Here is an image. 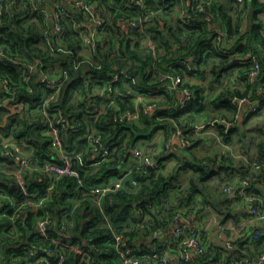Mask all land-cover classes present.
<instances>
[{"label": "trees", "instance_id": "16d2710c", "mask_svg": "<svg viewBox=\"0 0 264 264\" xmlns=\"http://www.w3.org/2000/svg\"><path fill=\"white\" fill-rule=\"evenodd\" d=\"M39 1L17 0L11 14L3 15L0 25V46L4 47L7 55L5 59H0V73L9 79L11 86V90H4L0 85V121L9 112L5 105L9 97L13 96L14 99L28 103V108L22 113L9 117L7 124L0 127V133H13L18 141L28 144L26 149L32 154V165L24 172L27 185L30 190L40 188L37 199L44 197L47 207L34 212L26 201L21 204L24 205L22 215L13 224L16 209L25 196L15 176L11 174L7 177L2 173L4 180H0V264H24L27 250L34 246L47 249L42 252L51 260L63 253L67 264H118L120 253L116 246V235L132 241L130 247L137 254H147L150 249L146 240L156 231L172 227L176 223L177 214H198L207 207L211 211L204 216H215L220 227L231 236L232 230L225 225L227 226L230 219L238 221L237 216L242 212L232 210L233 199L225 193L223 184L218 189L210 184V179L220 171L214 164L210 167L208 157L187 161L184 154L189 147H183L180 154L170 156V153L163 151L156 155L160 167L148 168L140 164L139 160H134L132 152L140 141L145 143L151 140L160 129L164 130V143L179 128L188 136L190 120L199 114L210 113L215 118L229 120L228 115H235L238 109L231 99L232 96L257 94L258 85L264 83V60L262 59L260 75L251 82L248 79L251 63H242V60L240 62L233 55L237 50L245 55L249 49H253L261 56L257 43H261L264 48L259 19L264 3L261 0H246L244 3H234L228 11L222 0H199L205 10H194L193 6L197 2L192 3L193 0H146L144 5L126 4L123 0H85L94 5L104 23L100 26L101 36L96 42L92 58L91 51L86 53L81 34L75 26L76 21L81 23V28L89 26L91 20L86 25L82 22L86 19L85 12L68 3L67 9L71 16L67 19L59 39V34L45 24L38 11L21 17L27 7ZM181 8L187 9L190 15L187 21L180 17ZM157 9H161V12L156 18L147 21L143 29L133 30L120 24L124 20L138 18ZM207 11L218 15L213 23L205 19ZM218 23L226 26L228 39L237 36L242 44L237 42L231 45V42H223L217 45L213 38L218 30ZM243 38L246 40L242 41ZM148 40L154 41L155 50L146 43ZM60 44L70 47L73 52L55 50ZM84 51L82 56L78 55ZM83 56L89 61L93 59L99 68L89 63H82L75 68V63L82 60ZM8 57L12 60L18 58L20 62L14 63L7 60ZM190 58L200 66L198 70H189L181 64L180 61ZM33 63L47 72L52 71L57 63L68 70V77L58 93L55 88L40 81L35 73L30 79H26L30 72L29 66ZM236 67H239V80L244 88H227L207 101L201 92L205 86L203 80L209 84L220 83L222 77L226 76L224 73ZM160 70L179 73L184 81L176 90H168V81L161 79ZM115 75H118L116 80ZM107 80H114L112 90L105 88L103 97L94 98L97 90L103 88ZM29 85L33 87L32 91ZM185 86L192 88L194 97L183 110L178 111L179 94ZM151 91L154 95L143 96L140 103L136 102L137 93ZM53 93H57V99L51 105L61 107L64 116L70 119L68 126L62 131L66 145L73 152L82 154V160L75 156L73 165L80 172L83 179L81 183L76 176L71 175L44 176L43 170L47 163L60 162L51 150L43 121V101ZM145 103H154L155 107L146 113L142 111L138 121L120 119L123 111H135ZM263 105L264 102L255 112ZM94 108L102 109V113L96 116L93 113ZM261 129L258 156L256 159L251 156L253 175L248 187L249 192L256 196L263 191L257 181H261L264 175L256 170V165L264 164V125ZM89 130L101 135V142L110 153L108 160H102V155L92 149L89 139L84 135ZM234 130L232 128L231 132ZM221 134L228 141L230 135L224 127ZM191 141L190 139V145ZM145 151L149 152L148 149ZM233 158L229 153L223 156V162H233ZM170 159L174 160V167L166 170L165 165ZM3 162L14 164L15 160L0 156V169L14 171V167ZM189 168L194 173L189 176L187 185L179 184L176 180H179L182 170ZM116 175L124 177L123 186L103 197L102 210L96 200L98 196L91 192L89 185ZM38 177L41 180H37ZM47 180L54 184V191L51 193L41 190ZM8 195L15 197L17 201L12 202ZM111 197L113 200H110ZM73 207L74 214L67 215L66 211ZM46 213L53 220L48 236H37L35 222L37 217ZM63 225L66 228L63 229ZM254 231L255 228L246 237L233 241L238 243V249L214 245L212 237H208V233L204 234V238L210 242L209 249L202 255H194L184 264H230L235 256L242 257L247 253L256 256L264 249V234L254 239L251 236ZM70 238L73 241L68 246L57 243V239ZM170 239L154 238L152 241L159 251H165L170 247ZM172 247H175L174 243ZM77 248L87 249V259H82ZM49 249L54 250L52 255L48 254ZM242 250H247V253Z\"/></svg>", "mask_w": 264, "mask_h": 264}, {"label": "built area", "instance_id": "2783aa9c", "mask_svg": "<svg viewBox=\"0 0 264 264\" xmlns=\"http://www.w3.org/2000/svg\"><path fill=\"white\" fill-rule=\"evenodd\" d=\"M126 4H137V5H144L146 0H123ZM185 1V0H182ZM235 3H244L246 0H232ZM196 3L193 6L194 10H205L202 2L199 0H193L192 3ZM17 3V0H0V25L3 22V15L8 14L10 15L12 12L13 6ZM68 3H72V6L75 8H79L80 10L85 12L86 19L82 22L86 25V22L89 20V26L81 28V23L76 21L75 26L76 29L79 30L83 42V46L87 52H92L93 58V50L95 49L96 42L98 38L101 36V27L103 23V19L100 15L96 12L94 5L90 4V2L85 0H40L39 2H33L24 14L21 17L28 15L34 11H38L43 16V20L45 24L50 26L51 30L59 34V39H61L62 31L64 26L67 22V19L71 16L70 11L67 9ZM186 10V12H185ZM161 12V9L152 10L149 13L145 14L144 16L138 18H131L120 22L125 26L130 28L137 29V28H144V24L156 18L158 14ZM187 9L181 8L180 9V17L183 21H187L189 18V14L187 13ZM218 18V15L213 14L212 12L207 11L205 13V19L209 22H214L215 19ZM48 35V33H46ZM228 37L227 31L218 29L216 35H214V42L218 44L223 43ZM149 46L155 50L156 44L153 40H148L146 42ZM257 47L261 50L259 54L253 50L249 49L246 54V60H242L245 62L251 63V69L248 73V79L251 82H254L257 77L260 75L262 70V59L264 60V48L261 43H257ZM55 47H53L54 49ZM57 51L62 52H73L70 47H65L64 45L60 44L55 48ZM6 51L4 47L0 46V59L3 60L7 57L5 55ZM78 54L79 56H82ZM194 59V58H193ZM7 60L14 61V63H19L20 61L18 58L16 60H12L11 57H8ZM190 59H184L181 64H184L189 70H198L199 65L195 62L191 61ZM82 63H89L95 67H98L92 60H87L85 56L79 62L75 63V68H78ZM29 74L27 75L26 79H30L33 73L36 74L37 78L52 88H55L57 93L61 89L62 85L64 84L66 78L68 77V70L62 67L59 63L54 66V69L50 72L45 71L42 68H38L36 63H33L29 66ZM161 79L164 81H168L167 89L168 90H176L180 83L184 80L179 73H171L165 72L160 70ZM118 78V75L114 76V80ZM114 80H107L105 86L101 89L97 90V94L94 95L99 98L103 97L105 88L107 90H112V82ZM0 85L4 90H11V86L9 85V79L5 78L0 73ZM107 85V87H106ZM30 90H33L32 86H28ZM182 96L180 102L178 104V111L183 110L187 104L193 99L194 91L192 88L185 86L181 89ZM57 93H53L47 96L43 101V112H44V123L46 125V133L49 135L50 139V146L52 152H54L57 157L59 158L60 162H49L46 164L44 168V176L52 177L56 176H64V175H71L76 176L80 183L83 181L79 170L73 167L74 165V158L80 157L82 154H78L73 152L67 145L63 138L62 131L68 126L70 119L64 116V112L61 107L55 105L54 107L51 105L52 101L57 99ZM12 94H15V91H12ZM138 97L136 99L137 103L141 102L143 96L154 95L151 91L149 93H137ZM233 101L246 102L249 105L248 111L250 113L255 112L262 102H264V83H260L258 85L257 94L255 96H251L248 94L247 96L237 97L234 96L232 98ZM6 102L11 107L16 108L19 113H22L26 108H28V103L21 99H14V97H9ZM53 107V108H52ZM155 107L154 103H145L142 108L137 107V110H125L120 113V119L123 121L128 122H135L138 121L141 117V112H149L152 111ZM52 110L53 112H51ZM98 111V112H97ZM93 113L96 116H99L102 113V109L94 108ZM40 119V118H38ZM76 130V128H74ZM176 134L181 137V144L183 147L190 144V139L184 133L183 129H177ZM88 139L89 143L92 145V149L98 152V155H102V160L109 159V150L108 148L103 145L102 138L100 134H96L95 131H87L84 134ZM27 143L22 141H18L15 138L13 133H0V156L5 157L12 161L15 160L13 163H7L9 166L14 167L13 172H9L4 169H0L2 172L0 173V180H4V176L2 173H5L7 177H10L11 174L15 176L17 184L22 188L23 194L25 199L22 203H20L16 209V215L13 217L12 222L13 224L16 223L18 217L22 215L23 206L21 205L25 203L30 205L34 212H39L40 210L46 209L47 200L44 197L38 198L40 195V188H36L34 190H30L27 185V180L25 178L24 172L32 165V154L28 152L26 149ZM166 145L170 147L171 139H167ZM229 148V146L227 145ZM133 159L139 160L140 164L147 166L148 168H158L160 167V162L154 156V153L146 152L141 146L136 145L132 152ZM81 159V157H80ZM82 160V159H81ZM3 162V164H5ZM16 166V168H15ZM131 170V169H130ZM129 170V171H130ZM256 170L260 171L264 175V164L256 165ZM43 176V178H45ZM37 180H41L39 177ZM254 180H256L254 178ZM124 177L122 175L112 176L107 180H103L101 182L94 183L89 185L91 192L98 196L97 203L100 205L101 209L103 210L102 199L106 195L114 192L117 189H120L123 186ZM258 186L262 189V194L256 196V194L249 192L248 187H250V178H241L234 183L227 184L223 187V190L227 194H235L239 197V200L244 203L249 204V208L251 211V218L254 220L255 224V231L252 233V237L254 239H258L261 235L264 234V177H262L261 181H257ZM54 188V184H51L48 180L45 182V187L42 186V191H47V193H51ZM1 191H4L1 188ZM10 195H8L9 197ZM12 202L15 203L17 199L13 196H10ZM110 200H113L111 197ZM17 203V202H16ZM2 205H0V208ZM75 211V207L71 208L70 210L66 211L67 215H73ZM198 214H177L175 216L176 223L172 225L167 230H158L154 233V235L146 240L149 244L150 251L146 254H137L132 245V241L124 238L121 235H116V246L118 252L120 253V260L118 264H184L185 261H189L192 259L194 255H202L204 254L210 247V242L204 238V234H209L208 237L211 236V231L213 226H215L216 217L215 216H207L203 218H199ZM107 218V216H106ZM51 215L46 213L44 216L37 217V221L35 222V232L37 236H48L49 229L51 228L52 224ZM18 228V227H17ZM66 228L63 225V229ZM171 238L169 241L170 247H168L165 251H159L156 244L152 241L154 238L158 239H166ZM72 239H57L58 244L62 245H70L72 244ZM129 241V244H128ZM175 244L173 248L172 245ZM228 245L231 246L229 241H227ZM76 248V246H73ZM43 250L47 251V249L42 247L29 248L27 250V256L24 264H67L66 263V256L61 253L57 255L55 260H51ZM77 250L82 254V259H87L86 257L89 255V252L86 248H77ZM54 251V250H53ZM53 251L51 249L48 250V254L52 255ZM247 253V250H242ZM42 252V253H39ZM72 264H79L77 262ZM230 264H264V249L257 253L256 256H251L248 253L243 255L242 257L235 256Z\"/></svg>", "mask_w": 264, "mask_h": 264}, {"label": "crops", "instance_id": "0c3cea01", "mask_svg": "<svg viewBox=\"0 0 264 264\" xmlns=\"http://www.w3.org/2000/svg\"><path fill=\"white\" fill-rule=\"evenodd\" d=\"M261 1L264 3V0ZM222 2L226 4L225 8L228 11L231 10L232 6H234L235 3L232 0H222ZM259 19L261 20L262 34L264 36V10L259 14ZM216 25L218 29L224 31L227 30L226 26L223 25L222 23H218ZM246 29L247 27L244 28L245 31ZM245 40L246 38L242 39V41ZM224 42H231L232 43L231 45H235L237 44V42L238 44H242L241 41L237 40V36L235 38L226 39ZM233 56H235L234 58H238L239 61L246 59L244 53L238 50L235 51ZM242 63H244V61H242ZM224 75L226 76L222 77L220 83L210 82L209 84L208 81L203 80L205 86L201 92L207 101H209L210 98L219 94V92L226 90L227 88H229L230 90H234L236 86H238L239 88H244V84L239 80L240 77L239 67L226 71ZM199 81L200 79H198V82ZM179 96L181 99L182 96L181 91ZM233 97L234 96H232V98ZM233 102L237 105L238 109L235 115L233 116L228 115L229 120L228 118H223V117L215 118L210 113H208L207 115L199 114L198 116L190 120V125L187 128L188 130L187 135L190 136V139L192 141H191V145L189 146L190 148L185 151L184 158L187 161H195L197 158L208 157L209 159L207 160L210 163V167L213 166L214 164L216 169L220 171L217 172L212 179H210L211 180L210 184H212V186L217 189L221 188L222 184L225 186L228 183H234L235 181L239 180L242 177H249V178L252 177L253 168L252 166H250L252 165V160L250 159L252 157L256 159V157L258 156L257 153L258 141L262 137L261 127L264 125V105L261 107L259 111L250 115V112L248 111L249 105L246 102L238 103V100ZM175 104L178 103L175 102ZM219 121L221 123H218ZM0 122L2 123L3 121ZM1 126L2 125H0V127ZM223 127L226 132H229L230 136L228 141H226L221 134V129H223ZM232 128H234L235 130L231 132ZM250 131H256L255 135L252 134V136H250L251 138H253V140L251 142L245 143L244 145L247 146V148L241 149V151L238 152L239 149H237L236 147L238 141V135H241L244 138H246V136L250 134ZM164 137H165L164 130L160 129V131H158L151 140L145 143L140 141L138 145L145 149H148L149 152L154 153L155 157H157L156 155L160 153L162 154L163 151H165L166 153H170L171 154L170 156H173L174 154H180L183 149L181 144V137L178 134H176V132L173 133L169 138L171 139L170 147H168L166 143L163 142ZM227 145L229 146V148L227 147ZM253 146L256 147V149L253 150ZM229 153H231L234 156L233 158L234 161L224 163L223 156ZM131 160L132 159H130V164H131ZM172 162L173 160L171 161V163ZM184 171L185 170H182L181 174ZM188 171H189L188 176L194 173L193 170H191L190 168ZM228 196H230L233 199L231 203L232 210L242 212V214L237 216L238 221H234L230 219L227 223V226L225 225V227H228L232 230L231 236L226 234V232L223 229L221 230L220 233L225 240L229 241L230 244L233 245V246L231 245L230 248L238 249L240 248L238 246V243H234L233 241H235L237 238L240 237L243 238L246 237L248 233L252 231L253 228H255L254 226L255 222L251 218V211L248 203L241 202L238 199V197L233 193L228 194ZM217 232L218 229L215 226H213L211 231V237H212L211 239L213 241V244L216 242ZM225 253L228 252L226 251Z\"/></svg>", "mask_w": 264, "mask_h": 264}, {"label": "rangeland", "instance_id": "374dc122", "mask_svg": "<svg viewBox=\"0 0 264 264\" xmlns=\"http://www.w3.org/2000/svg\"><path fill=\"white\" fill-rule=\"evenodd\" d=\"M180 11V10H179ZM260 115V114H259ZM263 116V115H262ZM253 130H255V129H253ZM252 134L253 135H255L256 134V131H250V134L249 135H247L246 136V138H244L243 136H241V135H238V141H237V144H236V147H237V149H239L238 150V152H240L241 151V149H245V148H247V146H245L244 144L245 143H247V142H251L252 140H253V138H251L250 136H252ZM254 137V136H253ZM190 146V144L189 145H187V146H185V148L186 147H189ZM183 147V146H182ZM143 148V147H142ZM190 148V147H189ZM144 149V148H143ZM254 149H256V147H254L253 146V150ZM247 156V155H246ZM248 157V156H247ZM173 160V159H172ZM171 159L170 160H168L167 161V165H165L166 166V170L167 169H169V170H172L173 169V165H174V160H173V162L171 163V161H172ZM251 160V159H250ZM172 172V171H171ZM189 171L186 169L182 174H180V177H179V180H176L179 184H183V185H185L186 183H188V179H189ZM241 179V178H240ZM187 185V184H186ZM1 257V256H0Z\"/></svg>", "mask_w": 264, "mask_h": 264}, {"label": "water", "instance_id": "95a60500", "mask_svg": "<svg viewBox=\"0 0 264 264\" xmlns=\"http://www.w3.org/2000/svg\"><path fill=\"white\" fill-rule=\"evenodd\" d=\"M5 105L8 107L9 112L4 116L3 122L2 123L0 122V125H2V126L6 125L9 117H11L13 114H18L19 113V111L16 108L9 106L8 103H6ZM210 211H211V208L207 207L204 210L200 211L197 216L202 218V217H204V215L206 213H208ZM215 227L218 228V232H217V235H216L217 236L216 237V242L214 244L215 245H219V246H221L223 248H229L230 246L228 245L227 240H225L222 237L221 233H220L222 228L220 227L219 223H215Z\"/></svg>", "mask_w": 264, "mask_h": 264}]
</instances>
